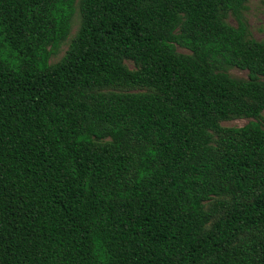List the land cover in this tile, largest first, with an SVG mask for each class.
<instances>
[{"label":"trees","instance_id":"obj_1","mask_svg":"<svg viewBox=\"0 0 264 264\" xmlns=\"http://www.w3.org/2000/svg\"><path fill=\"white\" fill-rule=\"evenodd\" d=\"M249 1L0 0V264H264Z\"/></svg>","mask_w":264,"mask_h":264},{"label":"rangeland","instance_id":"obj_2","mask_svg":"<svg viewBox=\"0 0 264 264\" xmlns=\"http://www.w3.org/2000/svg\"><path fill=\"white\" fill-rule=\"evenodd\" d=\"M245 20L248 24L250 36L257 40H264V0H250L247 3L246 11L244 12ZM81 22V17L79 12L73 18V24L71 29L70 37L67 41L61 46L59 53L52 57L51 63L58 62L66 53L69 43L72 37L77 33ZM229 23L236 25V22L233 18H229ZM182 53H189L187 50L179 49ZM128 65L132 67V63L128 62ZM228 73L232 77L236 78H247L248 72L238 68H231L228 70ZM264 117V111L262 113ZM251 119L247 118H238L231 121H224L222 125L225 127H241L248 124Z\"/></svg>","mask_w":264,"mask_h":264}]
</instances>
